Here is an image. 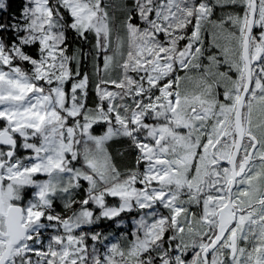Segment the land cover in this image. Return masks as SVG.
I'll use <instances>...</instances> for the list:
<instances>
[{
    "label": "snow or ice",
    "instance_id": "obj_1",
    "mask_svg": "<svg viewBox=\"0 0 264 264\" xmlns=\"http://www.w3.org/2000/svg\"><path fill=\"white\" fill-rule=\"evenodd\" d=\"M0 264H264V0H0Z\"/></svg>",
    "mask_w": 264,
    "mask_h": 264
},
{
    "label": "trees",
    "instance_id": "obj_2",
    "mask_svg": "<svg viewBox=\"0 0 264 264\" xmlns=\"http://www.w3.org/2000/svg\"><path fill=\"white\" fill-rule=\"evenodd\" d=\"M10 2L13 4V6H17L23 3V0H10ZM119 15V13H117Z\"/></svg>",
    "mask_w": 264,
    "mask_h": 264
}]
</instances>
